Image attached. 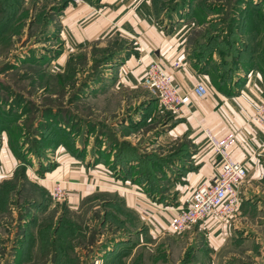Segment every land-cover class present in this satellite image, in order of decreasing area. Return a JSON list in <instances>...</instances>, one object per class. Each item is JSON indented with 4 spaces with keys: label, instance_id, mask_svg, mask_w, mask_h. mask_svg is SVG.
Instances as JSON below:
<instances>
[{
    "label": "rangeland",
    "instance_id": "1",
    "mask_svg": "<svg viewBox=\"0 0 264 264\" xmlns=\"http://www.w3.org/2000/svg\"><path fill=\"white\" fill-rule=\"evenodd\" d=\"M150 1L163 28L172 20L167 16L177 14L174 22L185 25L193 56L214 50L221 63L226 56L233 66L264 69V0ZM96 2L0 0V142L20 162L11 200L9 185L0 190V264H190V247L182 252L189 229L152 238L143 232L148 219L114 213L100 202L113 200L112 209L123 210L117 197L90 194L89 179L83 191L76 183L66 191L59 177L70 159L87 172L97 153L114 150L107 169L115 179L137 172L142 175L133 180L153 182V175L154 185L157 170L149 175L141 169L160 164L166 145L168 151L180 142L169 136L179 110L165 108L141 84L128 54L114 56L124 49L160 61L140 33L115 25L113 35L104 34L107 28L98 35L87 18L78 21L82 40H75L72 27L63 28L66 8ZM216 72L210 71L211 80L225 79ZM102 155L107 163L109 155ZM124 156L137 168L121 170ZM57 179L65 192L60 201L52 196ZM251 216L252 226L264 232V213ZM251 257L241 264H264L263 256Z\"/></svg>",
    "mask_w": 264,
    "mask_h": 264
},
{
    "label": "crops",
    "instance_id": "2",
    "mask_svg": "<svg viewBox=\"0 0 264 264\" xmlns=\"http://www.w3.org/2000/svg\"><path fill=\"white\" fill-rule=\"evenodd\" d=\"M92 1L97 2L92 3L91 7L79 4L66 8L63 28L72 27L75 40H82L78 38V21L87 18L86 21L89 20L94 25L98 35L104 28L108 29L104 34L113 35L112 27L115 25L140 33L148 45L156 50L162 65L172 73L184 94L185 102L178 113L174 114L173 121L176 122L169 133L174 139L179 138L180 142L168 151L166 145L164 155H160L161 165L150 166L146 171L141 169V172H149V175L152 174V169H156L159 183L152 185L155 182L153 175L149 176L153 179V182L148 181L150 186L146 185V181L133 180L136 175H142L137 172H125L123 178L115 179L107 169L112 166L114 150H101V154L97 153L95 158L90 159L87 172L76 159L73 160L76 163L72 164V159L66 163L64 176H59L64 180L66 191L67 186L75 183L83 191V185L89 179L90 194H107L119 199L123 210L114 211L112 206L115 207L116 202L113 200L100 201L107 203L114 213H134L143 220L148 219L149 225L145 226L143 232L153 236L152 238L168 236L171 216L182 207L184 199L200 186L210 185L219 172L218 158L203 129H209L217 138L232 135L233 141L228 152L232 159L244 163L247 171L244 183L239 187L241 200L238 210L228 221L206 217L195 223L184 234L187 242L182 247V252L190 247V264H241V260L250 258L252 254L254 261L262 256L264 258V232L257 229V225L252 226L251 216L252 213H264V129L252 118L253 112L264 101V69L256 65L233 66L226 60V56L224 63H221L214 50L204 58H201L202 54L199 57L193 56L189 33L184 35L185 25L180 26L179 21L174 22L177 17L174 15L175 18H170L169 15L167 17L172 19L171 27L165 21L164 30L155 20L150 0ZM123 33L125 32L122 31ZM115 54L119 58L129 55V63H133L138 72L140 69L141 82L144 65L136 59L140 53L133 55L131 51L122 49ZM213 68L217 71L216 75L220 71L225 79L211 80L209 73ZM199 82L207 89L203 96L197 95L193 90V86ZM103 152L109 155L107 163L103 161ZM86 157L89 159L90 155L86 154ZM124 157L122 165L119 164L122 169L118 166L115 170L128 172L137 168L132 166L133 160L129 165L128 157ZM18 162L19 159H16L7 143L1 141L0 190L4 185H9V200L12 198L15 172L20 166ZM137 164L138 168H142L139 167L140 161ZM0 201L3 202L1 197ZM248 233L253 236H245Z\"/></svg>",
    "mask_w": 264,
    "mask_h": 264
},
{
    "label": "built area",
    "instance_id": "3",
    "mask_svg": "<svg viewBox=\"0 0 264 264\" xmlns=\"http://www.w3.org/2000/svg\"><path fill=\"white\" fill-rule=\"evenodd\" d=\"M80 1L83 2V0ZM145 54L136 58L144 65L141 80L143 86L154 94L165 108L179 110L185 102L184 94L173 81L171 73L164 68L157 57L151 53ZM193 90L199 96L207 93L206 86L201 82L196 83ZM252 118L264 129V101L253 112ZM203 131L218 158L219 172L213 177L210 185H202L186 197L182 207L171 216L170 227L175 233L188 230L206 217L227 221L236 213L240 205L239 187L244 183L247 171L244 163L232 159L228 152L233 136L217 138L209 129L204 128ZM52 196L56 201L65 199L62 181L59 179L53 181Z\"/></svg>",
    "mask_w": 264,
    "mask_h": 264
},
{
    "label": "trees",
    "instance_id": "4",
    "mask_svg": "<svg viewBox=\"0 0 264 264\" xmlns=\"http://www.w3.org/2000/svg\"><path fill=\"white\" fill-rule=\"evenodd\" d=\"M154 5V11H156L157 10V7H156V5L155 4H153ZM157 12V11H156ZM175 18V17H177V14H175V17H174V15H172L170 18ZM217 37H218V35H217ZM3 128V130H6V127H2ZM68 132V131H67ZM64 133V132H63ZM49 142H51L53 145L56 143L55 141H52V140H49ZM59 144H61V142L59 143ZM59 145L57 144V147H58ZM39 153H42V151H39V149L37 150Z\"/></svg>",
    "mask_w": 264,
    "mask_h": 264
}]
</instances>
